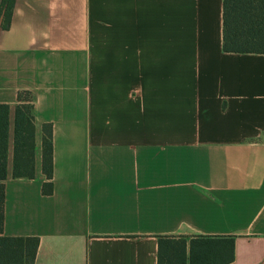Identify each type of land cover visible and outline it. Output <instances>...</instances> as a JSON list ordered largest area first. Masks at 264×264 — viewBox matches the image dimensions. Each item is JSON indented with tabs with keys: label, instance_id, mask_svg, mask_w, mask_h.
I'll list each match as a JSON object with an SVG mask.
<instances>
[{
	"label": "crops",
	"instance_id": "0c3cea01",
	"mask_svg": "<svg viewBox=\"0 0 264 264\" xmlns=\"http://www.w3.org/2000/svg\"><path fill=\"white\" fill-rule=\"evenodd\" d=\"M24 91L33 177L13 174ZM2 104L3 234L37 236L33 264H158L165 236L233 237L226 264H264V54L223 49V0H15Z\"/></svg>",
	"mask_w": 264,
	"mask_h": 264
},
{
	"label": "trees",
	"instance_id": "16d2710c",
	"mask_svg": "<svg viewBox=\"0 0 264 264\" xmlns=\"http://www.w3.org/2000/svg\"><path fill=\"white\" fill-rule=\"evenodd\" d=\"M15 0L0 1V27H10ZM223 49L226 52L264 54V0H223ZM15 114L14 176L35 175V118L33 99L28 91L19 94ZM8 105H0V264H33L37 257V236H6L4 228L5 179L9 138ZM43 172L47 180L43 193L52 194L53 138L51 125L44 126ZM160 239L158 264H226L233 260L234 238L183 236Z\"/></svg>",
	"mask_w": 264,
	"mask_h": 264
},
{
	"label": "rangeland",
	"instance_id": "374dc122",
	"mask_svg": "<svg viewBox=\"0 0 264 264\" xmlns=\"http://www.w3.org/2000/svg\"><path fill=\"white\" fill-rule=\"evenodd\" d=\"M181 237L179 236V237H177L176 239H180Z\"/></svg>",
	"mask_w": 264,
	"mask_h": 264
}]
</instances>
